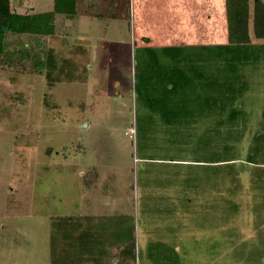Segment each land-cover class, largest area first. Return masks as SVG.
<instances>
[{"label": "rangeland", "instance_id": "374dc122", "mask_svg": "<svg viewBox=\"0 0 264 264\" xmlns=\"http://www.w3.org/2000/svg\"><path fill=\"white\" fill-rule=\"evenodd\" d=\"M20 1L19 13H42L53 5ZM107 6L100 3L95 11ZM132 7L133 0H116L115 19L90 21L94 27L88 33L85 18L73 27L56 16L55 37H45L39 49L26 44L32 45L34 36L5 35L0 264H49L51 221L78 215L104 218L92 223H115L126 236L133 233L134 259L120 254L126 242L114 243L105 246L102 264H264V50L249 49L235 64L222 62L214 50L185 51L189 67L203 71L213 87L226 78L243 90L237 108L249 131L237 143L230 141L236 149L223 151L222 158L236 155L245 163L253 135L261 134L258 150L250 149V159L261 168L246 169L245 175L235 163L239 186L231 190L232 170L222 168L210 177L203 170L207 164L194 162L216 159L212 151L196 153L189 142L175 144L162 134L167 126L159 98L165 83L153 76L158 72L151 55L161 73L169 72L172 60L133 41L147 31L171 45L228 44L227 16L238 13L226 0H141L136 18ZM249 16L242 15V24L251 34L257 21ZM152 42L163 44L157 37ZM201 53L208 60H200ZM40 61L46 62L41 73ZM202 85H195V92L207 93ZM187 178L195 187L185 185ZM228 200L240 211H213L214 203L222 210Z\"/></svg>", "mask_w": 264, "mask_h": 264}, {"label": "trees", "instance_id": "16d2710c", "mask_svg": "<svg viewBox=\"0 0 264 264\" xmlns=\"http://www.w3.org/2000/svg\"><path fill=\"white\" fill-rule=\"evenodd\" d=\"M52 1L53 5L50 11L20 14L11 10L9 0H0V61L5 56L6 45L4 39L6 34H28L36 38L54 36L56 35L55 17H75L82 0ZM140 3L141 0H133L132 8L134 9L135 7V14L133 12L135 18ZM115 4V0H111L101 17H113L115 15L113 8ZM226 6H231V9L238 13L237 17L236 15L234 16L233 12L227 16L228 44L171 45L166 44V42L163 43V37L150 34L147 31L142 33L144 35L140 39H135L133 44L136 47L137 41L144 51L148 53L154 50L160 51L164 57H169L172 60L169 72L167 73L165 69L166 73H161V71L156 70L160 69L157 56L155 54L151 55L152 62L156 65L155 72H158L153 74V76L155 78L158 77L160 81L165 83V88L159 98V101H162L160 106L161 117L164 121L163 123L167 126L162 129V134L173 143H175L174 140L179 142L180 145L183 140L189 142L196 150V153L201 152L202 149L212 151L213 156L217 157L216 159H211L210 162H200L198 160L194 162L207 164L205 165L206 167H203V170L210 177L214 176L216 178L222 168L232 170L236 176L233 177L235 178L233 179L235 182L234 187L230 189L234 190V188L236 189L239 186V182L236 179L238 172L235 169V163L238 162L236 155L230 158H222L221 153L223 151L228 153L232 150V146L236 149L237 141L242 138L243 133L247 132L248 120L245 119V113L237 108L243 98V90H240V88L236 89L234 81H228L226 78L216 82L215 87L217 88L213 87L214 83L211 80H204L206 76L203 71L189 67L188 64L191 62V57L186 56L185 52L189 48L204 51L214 50L217 51L216 54L221 57L222 62L235 64L247 58L246 52L249 49L261 47L264 50V0H226ZM241 12L242 15L251 14L253 19L257 21V26L251 34L245 30V26L242 24L244 21L242 15H239ZM251 16H249L248 20L251 19ZM97 17L100 18L99 15ZM135 22L137 23V21ZM152 37H157L158 41L164 45L155 47L154 44L156 43L152 42ZM199 58L200 60H208L202 53ZM36 66L39 73H41L46 68V62L40 61ZM201 83L203 88L209 89H206L207 93L195 92V85ZM211 84L212 88H210ZM17 95L14 100H19L21 97V93ZM151 101L157 102L155 99ZM169 103L171 108H169ZM149 105L153 106V103L151 102ZM202 124L206 125L200 130ZM233 126L238 127V129ZM241 126H243L242 131L239 128ZM239 129L241 132H237ZM194 136L196 138H193ZM260 136L261 134L255 133L250 145L247 147L248 154H245L244 164L251 167L249 172H251L252 168H261L259 166L261 164L255 163L250 159L252 157L250 153L256 152L260 146L262 141ZM233 139L236 143L233 142L234 145L230 146L229 142ZM255 139H257L256 142L254 141ZM250 149H252L251 152ZM245 172L246 169H244V174L246 175ZM247 176L250 182L253 181L254 178L252 176ZM85 177V186L89 187V176L85 175ZM206 181L211 183L210 179ZM191 184L190 179H185L187 187H191ZM216 185L217 183H215V187ZM250 185L252 186V183ZM193 187H195L194 184ZM253 189H255V186ZM227 202L222 210L220 203H214V207L212 206L214 208L213 211L221 213L231 211L233 215L240 211L238 204L232 200ZM109 218V222H114L113 217ZM103 219H92L87 215H78L61 218L59 221H51L48 246L49 264H102V258L107 254V252H104L106 245L114 243L119 245L125 242L126 247H124L123 251H120L121 256L128 258L129 261L134 259L133 233L130 231L127 234L128 236H126L120 226L115 223H110L109 225L102 224V221L92 223L93 220ZM130 241L132 243L128 244Z\"/></svg>", "mask_w": 264, "mask_h": 264}, {"label": "crops", "instance_id": "0c3cea01", "mask_svg": "<svg viewBox=\"0 0 264 264\" xmlns=\"http://www.w3.org/2000/svg\"><path fill=\"white\" fill-rule=\"evenodd\" d=\"M111 0H82L79 4V7H78V10H77V14L75 17L73 18H67L68 21L73 25V27L81 20H85L87 21L85 24H84V28L86 29L87 33L89 32L90 28L91 27H94V25L90 24V21H107L109 22L110 20H113L115 19L116 15H114L113 17L111 18H106V17H101L102 14L105 13L106 11V8L107 7H104V8H100L99 12H96L95 9L98 8V4L100 3H104L107 5V3H110ZM9 3H10V8L12 11H15V8L18 9V7L22 5V2L20 0H9ZM115 3H116V0H115ZM52 4H53V1H52ZM19 5V6H18ZM115 9V6L113 7ZM52 9V6L50 8V10ZM48 10V11H50ZM19 13V12H17ZM25 13H37V12H34L33 10L30 11V12H25ZM25 13H20V14H25ZM81 15V16H80ZM100 16L97 17V16ZM58 18H61V17H58ZM81 18H85V19H81ZM56 19V17H55ZM81 19V20H80ZM56 21V20H55ZM70 23H69V26H70ZM56 27H57V24L55 22V30H56ZM108 27V25H107ZM70 29V28H69ZM35 37V36H34ZM55 37V36H54ZM36 38V37H35ZM45 38V37H44ZM44 38H36L35 40L33 39L32 40V45H30L28 42L26 44H28L30 47L33 46L34 48H37L39 49V45L41 44V42H43ZM54 41V40H53ZM57 41V40H55ZM25 49V48H24ZM38 51V50H37ZM40 51V50H39ZM15 52V51H14ZM264 114V113H263ZM262 114V115H263ZM247 131L248 128H247ZM263 165V164H262ZM264 166V165H263ZM249 167V166H248ZM251 169V167H249V170ZM248 170V171H249Z\"/></svg>", "mask_w": 264, "mask_h": 264}, {"label": "water", "instance_id": "95a60500", "mask_svg": "<svg viewBox=\"0 0 264 264\" xmlns=\"http://www.w3.org/2000/svg\"><path fill=\"white\" fill-rule=\"evenodd\" d=\"M236 169L237 171H239L240 173L243 172L244 169L249 170L248 166H245V164L241 161L236 162Z\"/></svg>", "mask_w": 264, "mask_h": 264}]
</instances>
